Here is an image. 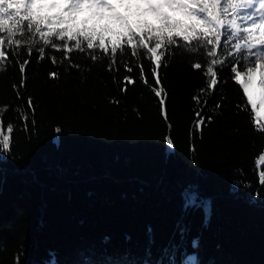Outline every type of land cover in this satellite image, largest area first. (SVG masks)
Returning <instances> with one entry per match:
<instances>
[{
	"label": "trees",
	"instance_id": "obj_1",
	"mask_svg": "<svg viewBox=\"0 0 264 264\" xmlns=\"http://www.w3.org/2000/svg\"><path fill=\"white\" fill-rule=\"evenodd\" d=\"M0 35L3 50L20 51L7 32ZM74 60L81 70L33 54L23 88L15 58L0 61V139L11 137L10 154H0V264H264V186L256 166L264 122L255 123L250 106L243 110L246 97L229 70L222 73L228 83L205 91L207 105L198 104L193 97L205 77L188 57L169 56L159 70L165 117L139 67L137 82L121 92L123 70L109 72L107 62L78 53ZM142 63L152 84V58ZM201 110L212 117L202 130L195 124ZM194 192L199 207L189 211ZM181 221L187 234L177 230Z\"/></svg>",
	"mask_w": 264,
	"mask_h": 264
},
{
	"label": "snow or ice",
	"instance_id": "obj_2",
	"mask_svg": "<svg viewBox=\"0 0 264 264\" xmlns=\"http://www.w3.org/2000/svg\"><path fill=\"white\" fill-rule=\"evenodd\" d=\"M117 6L125 11L121 13ZM45 9L54 14H41ZM83 13L87 15L78 20V14ZM148 14L152 20L141 18ZM0 32H7L8 43L20 48L19 52L3 50L5 38L0 35V61L15 58L21 73L20 88L26 87V66L33 54L37 55L38 62L50 58L54 66L67 62L68 69L79 71L82 65L74 60L78 53L93 64L105 66L107 62L109 72L123 70L127 83L121 92L137 82L133 72L139 67L142 82L158 99L161 113L166 117V89L159 70L167 66L169 56L179 52L190 59L193 70L201 71L205 77V87L199 90L200 95L193 97L196 103L207 105L208 101H202L201 95L209 89L214 94L221 83H228L222 79L227 69L231 80L242 86L246 97L243 110L249 111L250 106L256 124L264 119L260 112L264 106V0H0ZM17 32L21 39H13ZM22 43L27 47H21ZM25 52L28 59L21 60ZM56 52L61 53L59 60ZM149 56L154 64L152 84L145 77L142 63ZM252 66L260 69L258 93ZM49 78H59V72L50 71ZM13 89L17 90V98H21L17 85ZM27 106L34 114L32 97H28ZM7 108L4 106L5 111ZM195 115L198 117L195 124L200 130L212 120V117L205 120L202 110ZM22 119L27 120L26 113ZM24 128L27 130V123ZM257 130L264 132V125ZM7 131L13 133L14 125L9 124ZM55 131L60 133L61 129L57 127ZM10 140V136H2L0 154H10ZM166 142L174 146L171 138ZM260 163H264V150L256 160V164ZM258 183L264 186V171L258 173ZM185 207L189 211L199 207L195 192ZM177 230L187 234L188 226L181 221ZM191 243L195 247L198 241ZM51 264L56 262L53 260Z\"/></svg>",
	"mask_w": 264,
	"mask_h": 264
},
{
	"label": "rangeland",
	"instance_id": "obj_3",
	"mask_svg": "<svg viewBox=\"0 0 264 264\" xmlns=\"http://www.w3.org/2000/svg\"><path fill=\"white\" fill-rule=\"evenodd\" d=\"M117 10L120 11L121 13H123L124 8L123 7H120V6H117ZM78 18H82V14H78ZM252 72L255 74V77H256V81H257V93H258V91H259V79H260L259 72H260V69L258 67L252 66ZM241 79H243V77ZM261 109H262V107L260 108V111H261ZM263 165H264V163L256 164V166L258 168V173L260 171H263L262 170V166Z\"/></svg>",
	"mask_w": 264,
	"mask_h": 264
},
{
	"label": "bare ground",
	"instance_id": "obj_4",
	"mask_svg": "<svg viewBox=\"0 0 264 264\" xmlns=\"http://www.w3.org/2000/svg\"><path fill=\"white\" fill-rule=\"evenodd\" d=\"M261 115H264V106H262V109H261ZM264 120V119H263Z\"/></svg>",
	"mask_w": 264,
	"mask_h": 264
},
{
	"label": "water",
	"instance_id": "obj_5",
	"mask_svg": "<svg viewBox=\"0 0 264 264\" xmlns=\"http://www.w3.org/2000/svg\"><path fill=\"white\" fill-rule=\"evenodd\" d=\"M262 121L264 122V120L262 119Z\"/></svg>",
	"mask_w": 264,
	"mask_h": 264
}]
</instances>
